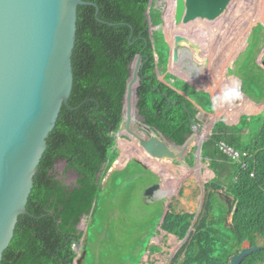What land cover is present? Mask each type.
<instances>
[{"label": "trees", "instance_id": "1", "mask_svg": "<svg viewBox=\"0 0 264 264\" xmlns=\"http://www.w3.org/2000/svg\"><path fill=\"white\" fill-rule=\"evenodd\" d=\"M83 1L95 5L77 9L72 92L46 140L27 213L18 216L0 264H74L78 255L75 243H82L80 253L88 250L85 233L79 228L81 220L94 222L99 203L105 216L117 208L112 196L114 189L122 188L121 183L114 184L117 176L122 183L134 180L139 190L159 181L156 174L132 160L111 173L114 183L107 194L103 185L119 155L115 133L123 118L130 65L139 53L138 116L155 133L181 147L193 126L200 123L198 107L214 111L207 93L167 72L170 46L162 31L159 0ZM263 44L264 26L258 23L244 54L234 62L235 68L228 69L240 79L241 92L257 103L264 101V70L256 61ZM220 141L246 155L239 162L231 160L219 149ZM195 150L186 158L189 166L194 163ZM201 159L208 162L214 177L204 183L199 215L170 264H229L245 242L262 248L241 264H264V112L241 115L231 126L217 121L211 137L202 144ZM72 176L76 180L72 181ZM123 199L127 206L134 201L132 197ZM194 215L176 212L169 205L160 228L181 241ZM85 261L86 256L82 263Z\"/></svg>", "mask_w": 264, "mask_h": 264}, {"label": "water", "instance_id": "2", "mask_svg": "<svg viewBox=\"0 0 264 264\" xmlns=\"http://www.w3.org/2000/svg\"><path fill=\"white\" fill-rule=\"evenodd\" d=\"M234 1L175 0L173 24L180 28H193L197 25L208 27L226 16ZM80 5L95 4L83 0H0V263L4 250L13 238L18 216L27 213L26 204L33 189L38 165L47 148L46 140L56 125L61 107L67 105L72 92L71 58L76 40L77 9ZM164 14L165 9L162 14L163 29ZM260 24L264 26V23ZM181 42H187L181 35L173 38V46L167 41L170 46L168 66L171 61H179ZM245 44L248 45V36ZM141 61L142 54L139 53L130 65L121 127L124 123L125 132L132 138L129 143L134 145L133 150L140 152L148 161L160 165L170 161L172 163L184 157L201 128L195 124L193 133L178 151L169 138L155 133L143 122L137 123L142 135L130 130L133 112L138 113L137 87L140 83ZM259 65L264 70V57ZM226 77L234 78L232 75ZM197 90L205 91L200 88ZM120 134V131L117 132L116 138ZM210 137L208 134L195 145L194 158L197 162L201 158L203 142ZM120 140L127 141L123 138ZM116 147L119 149L117 139ZM119 158L120 155L116 161ZM134 160L163 179L148 161L141 158ZM160 187V182L152 184L144 190V195L151 196ZM198 214L199 210L193 223ZM191 230L192 225L183 241ZM81 248L82 243H75L77 254ZM261 248L258 245L243 246L230 259L229 264H241L245 257ZM85 254V250L78 254L74 264H83Z\"/></svg>", "mask_w": 264, "mask_h": 264}, {"label": "rangeland", "instance_id": "3", "mask_svg": "<svg viewBox=\"0 0 264 264\" xmlns=\"http://www.w3.org/2000/svg\"><path fill=\"white\" fill-rule=\"evenodd\" d=\"M173 1L175 2V0L158 1V3L163 7V9H165V14H164L165 25H164V29L162 30H164L165 38L169 43H170V34L171 32L174 31L171 24H169V18H168L169 16L170 17L173 16V9H172ZM256 7H259V4L257 2H256ZM170 9L172 10L168 14ZM244 10L241 15H238L234 19L233 25L228 31H226V34L223 37V39L227 38L234 41L232 48L226 50L227 55H223V54L219 55V58L221 59L219 63L220 64L223 63L221 65H223L224 68L226 64H227L226 68L228 66H231L230 68H235L234 62L244 54L245 50L248 47V45L245 44V39L247 36L249 39L251 33L250 30L252 31V29L258 23H264V22H256L252 26H250L247 31H245L243 29L246 23V18L244 17L245 15ZM192 37L195 40V42L198 43L202 42L204 39L203 33L201 31L193 33ZM235 39H240V41L235 43ZM186 40L187 42H181V45L179 47V61L176 62L175 64L174 62L171 61L169 68L167 67V72L169 71V73L171 72L175 74L176 77L179 76V78L181 77L187 80L188 83L190 84L193 83L192 85H195V88L208 90L213 97L219 94L220 90L225 85L230 86L233 81H238L236 78H227L226 76L230 74L228 73V71H226V69L223 74L220 73V75H223L225 77V79H223L222 81L220 79H217L215 83H213V80L209 78L205 79L206 81H204L203 75L205 74L208 77V69H209L208 64L206 63L207 61H204L207 59H205L204 57L211 50L207 54H205L204 48L198 46H195L196 47L195 48L193 46L194 45L193 43L188 41L187 38ZM248 54L249 52L247 53L246 58L248 57ZM263 57H264V44L262 45L260 53L256 59L258 64H261ZM200 60H203L202 65L199 63ZM224 68H220V71H223ZM158 78L162 80V75H160L159 73H158ZM219 78H221V76ZM208 91H204V92L208 94L211 100V95ZM243 97L244 96L242 95L241 98L243 99ZM241 98L231 105H224L222 107H218L217 108L218 110L215 112V114L217 112H221L224 108H225L224 112H226L227 109L230 110L234 104L235 105L241 104V102H243ZM205 113L201 112V114H203V117L199 115V122H200L199 126L202 128L203 126H205V124L207 125L211 123L212 121L211 116H213L214 114L213 112H212L213 114L211 113L205 114ZM237 118L233 120V123L237 121ZM133 119L134 120L131 126V130L136 132L137 129L136 123L140 120V118L136 113H134ZM121 131H123V127L121 128ZM123 132L126 133L125 131ZM208 133H206V131H201L200 134L196 135L192 140L193 144L190 146L189 152L195 147V145H197V142H199L200 138H203ZM175 149L178 151L181 149V147H175ZM118 152L121 151L118 150ZM185 157L188 158V153L185 154ZM133 158H139V157H132L131 159ZM127 160L130 159H126V161ZM183 161H184L183 158L172 161V163H170L171 162L170 161L169 162L170 165L168 162H165L167 166L173 165L172 167H175V169L173 170L174 173L179 174L180 179L182 178L179 182L177 180V182L175 183V187H176L175 191L169 190L170 193L172 192L174 193L171 207H174V209L178 212L179 211L196 212L201 209L202 206L201 201L203 202L204 199V183L209 181L213 177V173L210 170H208L207 163L203 162L201 158L200 160H198L199 167H198V162L196 161H194L193 165L190 167H187ZM118 162H123V161L121 159ZM115 166L116 164L112 165L110 169H113ZM178 166H182L181 168H179L181 169L182 173L176 171ZM208 172H210L211 175L207 176L205 179L202 180L201 177H205L204 174ZM109 173H107L105 178L108 176ZM181 175L184 176L181 177ZM116 178H117L116 180L117 184H120L123 181L121 179V176H117ZM109 187L108 185L104 187L106 194L108 193L109 190H111V188L109 189ZM130 187L133 188L131 190L139 189V187L137 186L134 180H129L124 182L122 186L123 190H119L117 188L116 191L115 189L112 191V193H114L116 198L115 204L118 203L115 211L110 212L109 214H107V216H105L104 215L105 213L102 212L103 205L99 203L98 211L96 212L94 217L95 221L93 222V220H89V218L83 219L80 228L81 230L84 231L85 234L87 232L89 237L88 245H87L88 250L85 255L86 256L85 264H145L146 262L143 260V257L147 252L149 253L161 252V248L156 244L152 243V240L157 236H160L159 221L161 217L159 220L157 219L161 213L162 214L164 213L162 207L165 206L164 204L162 206L160 203H158V205L155 203H152L150 205H144L138 199H135L137 196L136 194H133V196H131L135 200L130 205L127 206L123 198L127 194V191L130 192L129 191ZM169 197L166 196V198ZM167 204L168 203H166V205ZM100 215L103 218L104 217L106 218L103 219L100 217ZM103 222L105 223V225L103 224ZM87 225H89V231L87 230ZM247 245L248 242L244 244V246ZM177 246L180 247L181 242ZM165 247L170 249V251L174 250V248H170L171 247L170 245H167ZM102 256L106 257V260L102 259L101 261L100 257ZM166 256L168 257V254Z\"/></svg>", "mask_w": 264, "mask_h": 264}, {"label": "bare ground", "instance_id": "4", "mask_svg": "<svg viewBox=\"0 0 264 264\" xmlns=\"http://www.w3.org/2000/svg\"><path fill=\"white\" fill-rule=\"evenodd\" d=\"M256 2L259 4V7H256ZM243 10L245 12L244 17L246 18V23H245L244 28H243L245 31H247L248 28L256 22H264V0H235L234 4L231 5L226 16L218 19V21L216 23H214L208 27L207 26L205 27L202 25H197L193 28H189V27L180 28V27H176L173 24V16L168 17L169 18V24H171V26L174 29V31L171 32V34H170L171 46H173V38L176 35H181L184 38H187L188 41L193 43L195 46L204 48L205 54H207L211 50L204 57L205 59H207L205 61H207L206 63L208 64V68H209L208 69V77L205 74L203 75L204 81H206L205 79L209 78V79L213 80V83H215V81L217 79H220L221 81L223 79H225V77L223 75H220V73L221 74L224 73L227 64L224 68L223 65H221L223 63H221V64L219 63L221 61V59L219 58V55H222V54L227 55L226 50H229L232 48L234 41H232L231 39H227V38L223 39V37L226 34V31H228L231 28V26L233 25L234 19L238 15H241ZM226 26H227V29H226ZM223 29H226V31H224V33L221 37V33H222ZM199 31H201L203 33L204 39L202 42L198 43V42H195V40L193 39L192 36H193V33H196ZM238 41H240V39H235V43ZM220 68H224V70L220 71ZM219 75L221 76V78H219L220 77ZM184 78H186V77H184ZM209 79H208V81H209ZM242 100H243V102H241V104H239L237 106H233L230 110L226 108L227 109L226 112H224V109H225L224 108L221 112H217L215 115L213 114V116H211V118H212L211 123H209L207 125L205 124V126H203V128H201V131H206V133H208L210 130L212 122L216 118H218L219 116L225 117V119L228 123H233V120L236 119L239 116V114H241V113H252V112L257 111L258 109H260L262 107V105L261 106L254 105L253 103H251L250 101H248L244 97ZM217 108L218 107H216V109ZM228 113H230V114H228ZM207 135H205V136H207ZM204 137L200 138L199 142L203 141ZM196 140H197V138H196ZM118 145H119V148L121 151L119 160L122 159V161L125 162L126 159H131L132 157H139L145 161H148L146 158H144V155H142L140 152L133 150V146H134L133 144L119 140ZM148 163L149 164L151 163L150 165L152 167H154V168H152V167L151 168L154 171L157 170L156 172L161 174L163 179L165 178L164 183L167 185L169 190L175 191V189H176L175 183L177 182V180L179 182L182 178L180 179L179 176H177L175 173L171 172L170 166L168 167L167 165H164V164L160 165V164L155 163L151 160H149ZM198 167H199V163H198ZM180 171H181V169H180ZM209 175H211L210 172L204 174L205 177H201V179L203 180Z\"/></svg>", "mask_w": 264, "mask_h": 264}, {"label": "crops", "instance_id": "5", "mask_svg": "<svg viewBox=\"0 0 264 264\" xmlns=\"http://www.w3.org/2000/svg\"><path fill=\"white\" fill-rule=\"evenodd\" d=\"M234 76V78H236L238 81H240V79L237 77V76H235V75H233ZM241 82V81H240ZM193 87H195V85H193ZM196 90L197 89H199V88H195ZM210 95H211V93H210ZM212 95H211V100H212ZM245 97V96H244ZM248 101H250L251 103H253L254 105H257V106H261L262 105V107L260 108V109H258L257 111H255V112H253L252 114H246V113H241L239 116H238V118H237V121L236 122H234V123H228L227 121H226V119H225V117H223V116H219L218 118H216L217 119V121H222V119H224V123L226 124V125H229V126H231V125H236L237 123H238V121H239V118H240V116L241 115H246V116H252V115H257V114H260V113H263L264 112V101H262V102H260V103H257V102H254V101H252L251 99H249L248 97L246 98ZM233 106H237V105H233ZM198 110H199V115H201V117H203V114H201V112H203V113H205L203 110H201L199 107H198ZM216 107L214 108V111H213V113L215 114V112H216ZM205 114H210V113H205ZM216 121V122H217ZM215 122V123H216ZM223 122V121H222ZM214 123V124H215ZM213 124V122H212V124H211V127H210V130H209V134L211 135V128H212V126L214 125ZM189 148L190 147H188V149L186 150V153H188L189 154ZM177 151V150H176ZM185 153V154H186ZM185 154L183 155L184 157H185ZM183 157V159H184V164L187 166V167H190L189 165H188V163H187V160H186V157L184 158ZM193 157H194V153H193ZM120 159V158H119ZM188 159V158H187ZM132 159H130V160H127L126 162H118V161H116L114 164H116V166L112 169V172L113 171H120V170H122L126 165H127V163L128 162H130ZM194 161H196L197 162V160L194 158ZM207 163V166H208V162H206ZM113 164V165H114ZM164 165L166 164V163H163ZM141 167H143L141 164H139ZM167 165V164H166ZM173 165H171L170 166V171L171 172H173L174 173V169H175V167H172ZM169 167V166H168ZM182 166H178L177 167V169H176V171H178V172H181L180 171V169L179 168H181ZM144 168V167H143ZM184 168V167H183ZM145 170H149V169H147V168H144ZM185 169V168H184ZM183 169V170H184ZM210 170V169H209ZM150 171V170H149ZM211 171V170H210ZM112 172H110L109 174H108V176L105 178V180H104V182H103V185H104V187H106V185H108V187L109 186H111V183H114V180L112 181L111 180V173ZM212 172V171H211ZM182 173V172H181ZM213 173V172H212ZM157 175V174H156ZM177 176H179V174H176ZM184 175H181V177H183ZM159 178V181L157 182V183H161V187H160V189H158V190H156V191H154L153 192V194L151 195V196H145L144 195V190L148 187H146V188H144L143 190H131L132 188H130V192H128L127 191V194L125 195L126 197H131V196H133V194H136L137 196H136V198L135 199H138L142 204H144V205H150V204H152V203H155V204H157L158 205V203H160L162 206H163V204H164V206L165 207H162V210L164 211V213L162 214H160V217H161V219H160V221H159V229H160V236H157L156 238H154L153 240H152V243H154V244H156L157 246H159L160 248H161V252H147L145 255H144V257H143V260L146 262L145 264H170L171 263V260L173 259V257L178 253V250H179V247L177 246L178 244H179V241H178V239H177V237L174 235V234H171V233H167L166 231H164V230H162L161 228H160V225H161V223H162V220H163V218H164V215L166 214V212L169 210V205H172L171 203H172V198H173V192L172 193H170L169 192V188L167 187V185H165V180L164 179H160V177H158ZM111 180V181H110ZM124 182H126V181H124ZM124 182L121 184V186H123V184H124ZM115 185H117L118 186V184L116 183V181H115V183H114ZM113 184V185H114ZM152 184H156V183H152ZM151 184V185H152ZM164 185H165V187H164ZM150 186V185H149ZM129 187V186H128ZM110 188V187H109ZM120 189V188H119ZM120 190H122V188L120 189ZM112 196H114V193L112 194ZM166 196H170L169 198H166ZM134 199V200H135ZM110 200H112V199H110ZM166 203H168L167 205H166ZM174 208V207H173ZM175 210V209H174ZM176 211V210H175ZM176 212H178V211H176ZM88 224V223H87ZM90 225V224H89ZM87 230H89V226L87 225ZM83 239H85V245L88 243V239H89V237H88V233L86 232V234L84 235V237H83ZM245 244V243H244ZM167 246V245H170L171 247L170 248H174V250L173 251H170V249H168V248H166L165 246ZM174 246V247H173ZM175 251V252H174ZM168 254V257L166 256ZM167 257V258H166Z\"/></svg>", "mask_w": 264, "mask_h": 264}, {"label": "clouds", "instance_id": "6", "mask_svg": "<svg viewBox=\"0 0 264 264\" xmlns=\"http://www.w3.org/2000/svg\"><path fill=\"white\" fill-rule=\"evenodd\" d=\"M260 24V23H259ZM249 40V39H248ZM199 63L202 65L203 64V60H200L199 61ZM167 67L169 68V66L167 65ZM169 72V71H168ZM171 73V72H170ZM158 74V73H157ZM171 74H173V73H171ZM173 75H175V74H173ZM176 76V75H175ZM179 77V76H178ZM181 79V78H180ZM183 80V79H182ZM187 81V80H186ZM185 81V82H186ZM193 86V85H192ZM241 88H242V83L240 82V81H233L232 82V84L229 86V85H225L222 89H221V91H220V93L219 94H217V95H215L214 97H212V101H211V103H212V106H213V108H215V107H222V106H224V105H231V104H233L234 102H236V101H238L240 98H241V96L243 95V96H245L242 92H241ZM201 91V90H200ZM205 91H208V90H206L205 89ZM204 92V91H203ZM209 92V91H208ZM210 93V92H209ZM181 94H183V93H181ZM125 97V96H124ZM246 97V96H245ZM247 98V97H246ZM124 100V99H123ZM123 106H124V103H123ZM123 109H124V107H123ZM134 113L135 112H133V115H134ZM123 114V113H122ZM137 115H138V113H136ZM212 114V113H211ZM139 117V116H138ZM140 118V120L138 121V122H143V119L141 118V117H139ZM132 119H133V117H132ZM134 120V119H133ZM133 120H132V123H133ZM137 122V123H138ZM122 123V122H121ZM132 123H131V125H130V130H131V126H132ZM136 123V124H137ZM146 125V124H145ZM198 125H200V123L198 124ZM123 131H125V127H124V123H123ZM121 124H120V129H119V131L121 132V134H120V136L118 137V138H116V133H115V138L117 139V144H118V141L120 140V138H123V139H125V140H127V141H125V142H130V140H132V138H129L128 137V133L126 132V133H124L123 131H121ZM200 127V126H199ZM137 128H138V131H139V134L138 135H142V132L140 131V129H139V127H138V125H137ZM200 128H202V127H200ZM118 131V132H119ZM136 131H137V129H136ZM134 132V131H133ZM177 147H179V146H177ZM196 147V146H195ZM117 148V147H116ZM118 149V148H117ZM118 150H120V148L118 149ZM120 153L121 152H119V155H120ZM194 153H195V151H194ZM118 155V156H119ZM133 161H135L134 160V158L132 159ZM131 160V161H132ZM116 162V161H115ZM114 162V163H115ZM208 167V166H207ZM112 170V169H111ZM209 170V169H208ZM213 177H214V173H213ZM212 177V178H213ZM206 183V182H205ZM203 203V202H202ZM197 212V211H196ZM196 212H195V214H196ZM199 212H200V210H199ZM199 215V214H198ZM195 216V215H194ZM193 221H194V219H193ZM196 221V220H195ZM193 225H194V223L192 222V229H193ZM192 231V230H191ZM190 235V234H189ZM189 237V236H188ZM188 237H187V239H188ZM185 238V237H184ZM186 239V240H187ZM184 239H182L181 241H179V243L181 242V246L183 245V243L186 241H183ZM183 241V242H182ZM245 243H247V242H245ZM249 245V244H248ZM247 245V246H248ZM181 246L179 247V249L181 248ZM243 246H244V244H243ZM242 246V247H243ZM250 246V245H249ZM78 254H80V252L78 253Z\"/></svg>", "mask_w": 264, "mask_h": 264}, {"label": "built area", "instance_id": "7", "mask_svg": "<svg viewBox=\"0 0 264 264\" xmlns=\"http://www.w3.org/2000/svg\"><path fill=\"white\" fill-rule=\"evenodd\" d=\"M219 149L231 160H235L237 162L242 159V156L246 155L245 153H240L239 151L235 150L224 141L219 142ZM245 165L246 163H243V167H245ZM251 176H253V173L251 174Z\"/></svg>", "mask_w": 264, "mask_h": 264}, {"label": "flooded vegetation", "instance_id": "8", "mask_svg": "<svg viewBox=\"0 0 264 264\" xmlns=\"http://www.w3.org/2000/svg\"><path fill=\"white\" fill-rule=\"evenodd\" d=\"M226 29H227V26H226ZM226 29H223V31H222V33H221V37H222V35H223L224 31H226ZM134 133H136V134H139L138 128H137V131H136V132H134ZM63 167H64V165H63V164H61V165H60V170H62V169H63ZM61 168H62V169H61ZM68 179H69V178H68ZM70 179H71L72 181H74V180H75V177H74V176H72V177H70Z\"/></svg>", "mask_w": 264, "mask_h": 264}]
</instances>
